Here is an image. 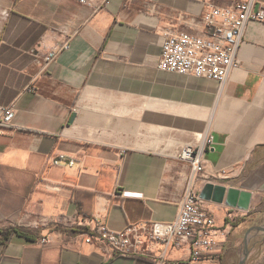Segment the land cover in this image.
<instances>
[{"label":"crops","instance_id":"obj_1","mask_svg":"<svg viewBox=\"0 0 264 264\" xmlns=\"http://www.w3.org/2000/svg\"><path fill=\"white\" fill-rule=\"evenodd\" d=\"M240 1L0 0V108L15 112L0 134V264H154L163 244L119 254L87 235L173 222L193 178L180 152L210 136L193 191L211 183L262 204L264 24L245 27L223 84L157 67L166 35L204 36L207 12ZM207 203L220 227L243 212ZM189 256L165 252L170 264Z\"/></svg>","mask_w":264,"mask_h":264},{"label":"built area","instance_id":"obj_2","mask_svg":"<svg viewBox=\"0 0 264 264\" xmlns=\"http://www.w3.org/2000/svg\"><path fill=\"white\" fill-rule=\"evenodd\" d=\"M101 10L110 0H77ZM207 27L204 36L186 32L168 34L164 38L158 62L161 72L223 84L230 72L239 67L238 52L243 31L252 22L264 24V6L256 0H241L230 9L212 8L203 16ZM58 52H51L47 63L52 62ZM15 118L13 108H0V134L11 126ZM214 146L213 137H207L200 146H186L180 154L187 155L193 171L188 192L181 203L179 214L173 222H151L129 226L122 231H114L106 225L98 228L95 235H87L86 242L97 241L119 254H149L152 247L164 245L168 249H186L190 256L187 264H201L218 259L223 251L226 229L218 226L214 212L207 202L193 191L195 180L208 179L206 154ZM227 177L226 174H223ZM150 247L145 249L144 246ZM165 252L155 257L154 264H170Z\"/></svg>","mask_w":264,"mask_h":264},{"label":"rangeland","instance_id":"obj_3","mask_svg":"<svg viewBox=\"0 0 264 264\" xmlns=\"http://www.w3.org/2000/svg\"><path fill=\"white\" fill-rule=\"evenodd\" d=\"M260 197L263 202L255 209L227 217L226 224L222 227L226 229L227 236L223 243L222 254L216 264H239L244 256V238L247 232L254 228L264 227V195ZM218 224L222 226L224 221ZM235 230H237L236 233H234ZM251 234L246 264H264V233L252 232Z\"/></svg>","mask_w":264,"mask_h":264},{"label":"water","instance_id":"obj_4","mask_svg":"<svg viewBox=\"0 0 264 264\" xmlns=\"http://www.w3.org/2000/svg\"><path fill=\"white\" fill-rule=\"evenodd\" d=\"M200 198L206 202L214 204H226L231 208H237L241 211H249L251 206L252 194L247 191H240L238 189H227L223 186H216L211 183L205 185ZM252 232L259 234L264 233V227L254 228L247 232L244 238V256L239 264H246L249 256V242L252 238Z\"/></svg>","mask_w":264,"mask_h":264},{"label":"trees","instance_id":"obj_5","mask_svg":"<svg viewBox=\"0 0 264 264\" xmlns=\"http://www.w3.org/2000/svg\"><path fill=\"white\" fill-rule=\"evenodd\" d=\"M9 233L17 234L26 238H31V236L25 231L20 228H12L9 230Z\"/></svg>","mask_w":264,"mask_h":264},{"label":"bare ground","instance_id":"obj_6","mask_svg":"<svg viewBox=\"0 0 264 264\" xmlns=\"http://www.w3.org/2000/svg\"><path fill=\"white\" fill-rule=\"evenodd\" d=\"M180 159L187 162V155L180 154Z\"/></svg>","mask_w":264,"mask_h":264}]
</instances>
